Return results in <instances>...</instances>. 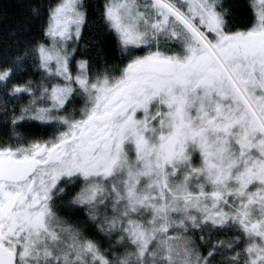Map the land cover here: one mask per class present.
<instances>
[{
	"label": "snow or ice",
	"instance_id": "1",
	"mask_svg": "<svg viewBox=\"0 0 264 264\" xmlns=\"http://www.w3.org/2000/svg\"><path fill=\"white\" fill-rule=\"evenodd\" d=\"M0 264H264V0H0Z\"/></svg>",
	"mask_w": 264,
	"mask_h": 264
},
{
	"label": "trees",
	"instance_id": "2",
	"mask_svg": "<svg viewBox=\"0 0 264 264\" xmlns=\"http://www.w3.org/2000/svg\"><path fill=\"white\" fill-rule=\"evenodd\" d=\"M96 3H102V0H95Z\"/></svg>",
	"mask_w": 264,
	"mask_h": 264
}]
</instances>
